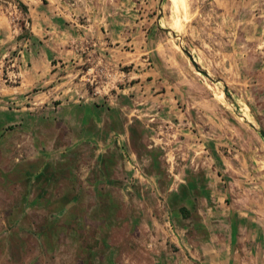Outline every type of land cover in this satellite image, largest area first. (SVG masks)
I'll use <instances>...</instances> for the list:
<instances>
[{
	"label": "rangeland",
	"instance_id": "374dc122",
	"mask_svg": "<svg viewBox=\"0 0 264 264\" xmlns=\"http://www.w3.org/2000/svg\"><path fill=\"white\" fill-rule=\"evenodd\" d=\"M18 1L0 264H264V0Z\"/></svg>",
	"mask_w": 264,
	"mask_h": 264
},
{
	"label": "trees",
	"instance_id": "16d2710c",
	"mask_svg": "<svg viewBox=\"0 0 264 264\" xmlns=\"http://www.w3.org/2000/svg\"><path fill=\"white\" fill-rule=\"evenodd\" d=\"M16 3H17V5H18V7H19V9H20V11L23 13V14H27L28 12H27V7L24 5V4H22L21 2H19L18 0H16ZM31 36V35H30Z\"/></svg>",
	"mask_w": 264,
	"mask_h": 264
},
{
	"label": "water",
	"instance_id": "95a60500",
	"mask_svg": "<svg viewBox=\"0 0 264 264\" xmlns=\"http://www.w3.org/2000/svg\"><path fill=\"white\" fill-rule=\"evenodd\" d=\"M186 53V52H185ZM188 56L189 54L186 53ZM190 60H191V57L189 56ZM193 62V61H192ZM252 128H254L253 126H251ZM259 135L264 139V132L263 131H259Z\"/></svg>",
	"mask_w": 264,
	"mask_h": 264
},
{
	"label": "crops",
	"instance_id": "0c3cea01",
	"mask_svg": "<svg viewBox=\"0 0 264 264\" xmlns=\"http://www.w3.org/2000/svg\"><path fill=\"white\" fill-rule=\"evenodd\" d=\"M74 199H75L74 197L70 198L69 202H71V201L74 200Z\"/></svg>",
	"mask_w": 264,
	"mask_h": 264
}]
</instances>
